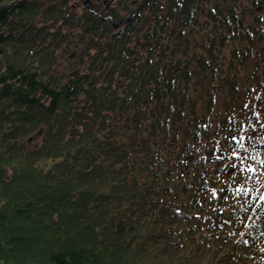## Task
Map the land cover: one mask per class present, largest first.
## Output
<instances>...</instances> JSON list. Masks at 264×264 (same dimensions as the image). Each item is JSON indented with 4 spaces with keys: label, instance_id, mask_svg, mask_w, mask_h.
Instances as JSON below:
<instances>
[{
    "label": "trees",
    "instance_id": "16d2710c",
    "mask_svg": "<svg viewBox=\"0 0 264 264\" xmlns=\"http://www.w3.org/2000/svg\"><path fill=\"white\" fill-rule=\"evenodd\" d=\"M85 2L0 0V264H264V0Z\"/></svg>",
    "mask_w": 264,
    "mask_h": 264
},
{
    "label": "water",
    "instance_id": "95a60500",
    "mask_svg": "<svg viewBox=\"0 0 264 264\" xmlns=\"http://www.w3.org/2000/svg\"><path fill=\"white\" fill-rule=\"evenodd\" d=\"M87 2H88V0H86V2H85V3L87 4ZM115 26H117V25H115Z\"/></svg>",
    "mask_w": 264,
    "mask_h": 264
}]
</instances>
